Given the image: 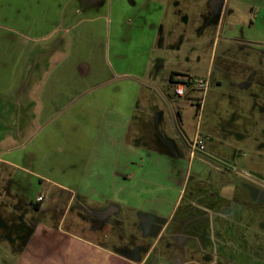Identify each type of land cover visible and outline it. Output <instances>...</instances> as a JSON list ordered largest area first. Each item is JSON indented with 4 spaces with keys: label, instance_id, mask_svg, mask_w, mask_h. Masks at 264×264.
I'll list each match as a JSON object with an SVG mask.
<instances>
[{
    "label": "crops",
    "instance_id": "0c3cea01",
    "mask_svg": "<svg viewBox=\"0 0 264 264\" xmlns=\"http://www.w3.org/2000/svg\"><path fill=\"white\" fill-rule=\"evenodd\" d=\"M211 2V11L221 16L227 0ZM206 3L195 4L200 19L206 18ZM189 8L182 0H0V95L6 98L0 102L6 106L10 101L13 118H23L24 142H39V150L28 153L35 170L22 167L38 179V197H45L35 206L51 211L47 196L57 187L72 195L71 202L80 197V215L101 217V222L72 221L71 229L85 230L104 246L74 232H56L53 225H36L26 238L31 264H79V256H113L105 247L110 239L103 236L107 222L102 220L116 216L117 228L123 229L131 224L134 238L143 221L172 222L193 160L211 164L176 149L182 142L164 98L174 92L172 73L193 72L177 62L185 57L189 63L190 56L172 51L165 69L155 71L158 62L144 54L136 36L139 29L164 32L176 17L188 16ZM107 11L125 18V27L133 32L122 45L111 44L105 32ZM139 20L145 21L142 26ZM16 87L17 93L9 96ZM192 91L185 87V95ZM177 114L185 131V114L182 109ZM201 199L196 190L190 192L191 206Z\"/></svg>",
    "mask_w": 264,
    "mask_h": 264
},
{
    "label": "rangeland",
    "instance_id": "374dc122",
    "mask_svg": "<svg viewBox=\"0 0 264 264\" xmlns=\"http://www.w3.org/2000/svg\"><path fill=\"white\" fill-rule=\"evenodd\" d=\"M182 2L190 3L188 16L176 17L175 25L164 32L160 28L139 29L136 36L144 54H151L158 62L159 69L155 71L165 69L163 62L173 59L170 52L180 50L190 56L189 63L185 57L177 60L183 68L192 69L187 76L207 82L205 94L194 86L195 91L184 97L170 90L164 98L174 114V127L182 142L175 145L176 149L187 157L199 133L205 150L196 156L211 164L193 160L188 187L172 222L143 221L134 238L131 224L123 229L117 228L116 216L102 220L107 222V227L102 228L103 236L110 239L105 247L113 256L96 253L89 260L79 256V264H264V0H227L221 16L220 11H211L212 2L207 0L204 19L194 10L199 0ZM106 15L110 25L105 32L111 44L122 45L125 37H133L123 23L125 18L116 19L108 11ZM119 21L122 25L117 26ZM139 21L141 26L145 22ZM195 52L201 62L195 60ZM18 84L16 81L12 87ZM16 90L17 87L9 96ZM3 98L6 99L0 95V101ZM1 102L0 264L32 263L26 238L38 224L53 225L56 232H74L104 246L103 240L88 237L85 230L71 229L72 221L101 222L99 216L80 215V197L71 202L70 193L52 187L47 196L52 210L36 208L41 187L38 179L22 167L35 170L28 153L39 142H24L22 135L27 133L19 128L23 118L14 119L10 101L6 106ZM181 109L185 131L177 114ZM12 162H18L20 169L14 168ZM212 164L223 172H217ZM44 173L51 175L47 169ZM193 189L202 199L191 206Z\"/></svg>",
    "mask_w": 264,
    "mask_h": 264
},
{
    "label": "built area",
    "instance_id": "2783aa9c",
    "mask_svg": "<svg viewBox=\"0 0 264 264\" xmlns=\"http://www.w3.org/2000/svg\"><path fill=\"white\" fill-rule=\"evenodd\" d=\"M196 86L198 89H201L203 91V94L207 91V82L203 80H193L189 78L183 77L181 79V82L174 83L173 88H174V93L176 96L182 97L185 94V87L186 88H193ZM205 150V142L204 140L200 137V134L197 133L196 137L194 139V142L192 146L190 147V152L191 155L194 156L197 153H200ZM38 202H42L45 200V197L43 195L38 197Z\"/></svg>",
    "mask_w": 264,
    "mask_h": 264
},
{
    "label": "trees",
    "instance_id": "16d2710c",
    "mask_svg": "<svg viewBox=\"0 0 264 264\" xmlns=\"http://www.w3.org/2000/svg\"><path fill=\"white\" fill-rule=\"evenodd\" d=\"M176 77H185V78H189L187 75H182V74L172 73L171 78H170V82H171L172 84L175 83V78H176ZM189 79H191V78H189ZM200 108H201V106L198 105V110H200Z\"/></svg>",
    "mask_w": 264,
    "mask_h": 264
},
{
    "label": "flooded vegetation",
    "instance_id": "af4514ba",
    "mask_svg": "<svg viewBox=\"0 0 264 264\" xmlns=\"http://www.w3.org/2000/svg\"><path fill=\"white\" fill-rule=\"evenodd\" d=\"M184 96H185V94H184ZM184 96H182V97H184ZM198 105H200V106H201V104H198ZM198 105H197V106H198ZM200 109H201V108H200ZM36 208H37V206H36ZM37 209H38V208H37Z\"/></svg>",
    "mask_w": 264,
    "mask_h": 264
}]
</instances>
